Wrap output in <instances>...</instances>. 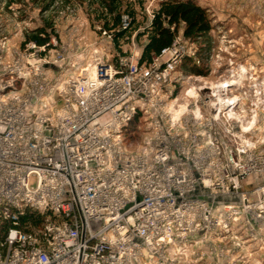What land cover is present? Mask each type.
I'll list each match as a JSON object with an SVG mask.
<instances>
[{
    "label": "built area",
    "instance_id": "2783aa9c",
    "mask_svg": "<svg viewBox=\"0 0 264 264\" xmlns=\"http://www.w3.org/2000/svg\"><path fill=\"white\" fill-rule=\"evenodd\" d=\"M51 41L20 52L0 39V264H235L231 250L264 248V155L235 142L249 131L236 81L178 105L177 68L200 64L181 36L148 64L95 50L92 72L56 79L76 65ZM27 210L40 230L21 229Z\"/></svg>",
    "mask_w": 264,
    "mask_h": 264
},
{
    "label": "rangeland",
    "instance_id": "374dc122",
    "mask_svg": "<svg viewBox=\"0 0 264 264\" xmlns=\"http://www.w3.org/2000/svg\"><path fill=\"white\" fill-rule=\"evenodd\" d=\"M162 1L131 0L137 10V20L142 23L140 32L150 24L154 12L159 9ZM197 2L206 8L214 19V30L211 33L212 52L207 60H202L198 64L207 69L205 70L207 74L188 75L178 67L175 76L179 77V81L172 85L174 90L172 97L178 99V105L185 106L188 101L186 97L188 90L198 89L199 86H214L225 81H236L231 96L242 100L240 109L244 111L245 116L238 127L249 131L242 137L238 134L241 140L236 139L235 142L250 143L255 146L257 152L264 155V0H197ZM91 14L88 5L86 3L81 5L77 0H72L69 4L59 1L47 13H42L40 7L32 0H24L22 4H15L9 8L3 5L0 10V39L6 37L12 48L25 52L27 45L31 43H25L27 33L45 28L48 42L54 40L57 42L56 49L71 53V56H74L72 63L76 65L75 68L68 66L64 70L53 72L52 75L56 76V79L71 74L77 77L81 70L86 68L92 72L94 69L92 57L95 50L99 51L103 59L115 65L121 57L135 58L139 51L142 53L147 37L137 40L133 35L129 40H123L120 47H116L113 38L102 34V25L94 21L93 17L90 18ZM183 31L181 27L178 36L184 37ZM191 45L197 49L191 43L188 46L192 47ZM65 70L71 72L67 73ZM231 74L235 76L233 79ZM205 92H197L199 98L204 99ZM169 109H172V104H169ZM238 127L235 129L240 133ZM146 131L145 119H141L140 116L126 133V145L133 150L138 149L143 143ZM35 183L36 180L33 178L32 185ZM231 255L235 264H264V248L244 253L234 249L231 250ZM206 258L207 256L204 257ZM223 263L224 261L221 262Z\"/></svg>",
    "mask_w": 264,
    "mask_h": 264
},
{
    "label": "trees",
    "instance_id": "16d2710c",
    "mask_svg": "<svg viewBox=\"0 0 264 264\" xmlns=\"http://www.w3.org/2000/svg\"><path fill=\"white\" fill-rule=\"evenodd\" d=\"M42 13L50 12L59 2L69 4L72 0H32ZM80 4H87L91 11L90 18L93 17L102 25L101 31L110 35L116 47H120L123 40H129L133 35L137 40L147 37V42L143 45L139 65L148 64L154 57L160 56L162 51L171 47L174 40L183 27V36L191 44L197 47V58L207 60L213 49L212 31L214 30V19L210 12L200 6L197 0H163L159 9L154 12V18L150 24L145 26L140 32L142 23L137 20V10L131 0H77ZM24 0H0V10L2 6L9 8L12 5L22 4ZM124 18H128L129 26L124 28ZM46 29L39 28L28 32L26 42H34L38 46H43L48 42ZM179 68L188 75L203 76L207 70L200 66L191 57H184ZM137 115L128 130L138 121ZM128 132V131H127ZM46 217L32 210H27L21 217V229L25 232H36L45 224ZM9 224H5L4 231Z\"/></svg>",
    "mask_w": 264,
    "mask_h": 264
},
{
    "label": "crops",
    "instance_id": "0c3cea01",
    "mask_svg": "<svg viewBox=\"0 0 264 264\" xmlns=\"http://www.w3.org/2000/svg\"><path fill=\"white\" fill-rule=\"evenodd\" d=\"M141 55V51H139L138 53H137V56H140ZM252 250H254L255 251V249H254V246L253 245H250V246H247L246 248H245V251L244 252H246V251H252ZM243 252V253H244ZM249 261H250V259H249ZM261 263V262H260Z\"/></svg>",
    "mask_w": 264,
    "mask_h": 264
}]
</instances>
